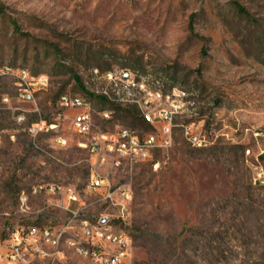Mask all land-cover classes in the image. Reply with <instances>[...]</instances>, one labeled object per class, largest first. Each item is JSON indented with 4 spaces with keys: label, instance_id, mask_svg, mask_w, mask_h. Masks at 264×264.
Segmentation results:
<instances>
[{
    "label": "rangeland",
    "instance_id": "rangeland-1",
    "mask_svg": "<svg viewBox=\"0 0 264 264\" xmlns=\"http://www.w3.org/2000/svg\"><path fill=\"white\" fill-rule=\"evenodd\" d=\"M93 67L163 72L174 82L164 89L194 101L193 117L177 122L195 120L210 141L196 147L178 126L152 160L104 164L113 183L131 186L126 222L86 192L90 155L71 128L74 111L57 104L78 94L96 111L115 108L110 120L95 114L94 132L146 131L81 88ZM30 78L47 82L24 101ZM42 120L57 126L31 134ZM51 183L79 191L76 215L59 195L33 192ZM101 214L132 239L124 264H264V0H0V231L66 228L63 254L31 264H96L66 239Z\"/></svg>",
    "mask_w": 264,
    "mask_h": 264
},
{
    "label": "built area",
    "instance_id": "built-area-1",
    "mask_svg": "<svg viewBox=\"0 0 264 264\" xmlns=\"http://www.w3.org/2000/svg\"><path fill=\"white\" fill-rule=\"evenodd\" d=\"M28 78L27 73H23ZM26 87L20 93L24 101L34 99L30 86L45 85L47 80L30 78ZM84 89L90 95L102 97L114 107L135 106L142 119L151 129L138 131L136 128L120 126L115 132H94V116L97 113L105 120H110L115 114H107L106 107L96 111L94 105H83L72 100L66 94V99H58L57 104L64 109L74 111L71 119L72 130L83 139L77 144L88 150L90 155L89 179L86 192H94L117 210L116 218L124 222L130 215L132 189L126 183H113L101 173V167L112 160L120 162H136L152 160L157 151L168 149L174 142L175 128L180 126L184 137L196 147H206L210 141L202 134L195 120L179 124V117H193L192 103L185 94L174 91L173 88L158 89L137 82L134 77H122L112 69H90V81L84 84ZM23 119V116L20 117ZM57 124L42 120L32 123L28 130L31 134L54 129ZM133 136H140V143H133ZM59 146H66L68 138L57 135L54 139ZM114 158V159H113ZM262 173L259 174V177ZM258 177H255L256 181ZM44 190L51 195H59L67 203L66 208L75 215L78 210L69 206L71 203H81L79 191L71 185L51 183L43 187L33 188V192ZM28 195H20V203L25 206ZM105 217V229L97 230V222ZM81 231L66 239V244H78L82 256H87L97 264H124L131 254L132 239L128 234L116 230L109 214H101L96 220L80 219ZM66 228L35 225V229H27V225H16L6 231H0V261L11 264H31L36 260H54L63 254L62 237Z\"/></svg>",
    "mask_w": 264,
    "mask_h": 264
},
{
    "label": "bare ground",
    "instance_id": "bare-ground-1",
    "mask_svg": "<svg viewBox=\"0 0 264 264\" xmlns=\"http://www.w3.org/2000/svg\"><path fill=\"white\" fill-rule=\"evenodd\" d=\"M94 68H98V67H94ZM116 71L122 77H134L137 79V82L146 83V86H152L153 88L164 89L166 85L174 84L173 80L170 79L169 76L165 75L163 72L154 71L151 68H147L144 71L133 70L130 68H122V69L118 68ZM174 91L180 94H185L186 97V93L184 91H181L179 89L178 90L174 89ZM69 95H71L72 100L75 102H78L83 105H91V102L87 98L81 95L78 94H74V95L69 94ZM59 99H66V94H62L59 97ZM189 103H192V108H193L194 101L189 100ZM106 113L111 114L110 111L107 110ZM133 143H140V136H133ZM27 229H35V226H27ZM104 229H105V222H97V230H104ZM69 245L73 247L79 254L82 255V249L79 248L78 244H69Z\"/></svg>",
    "mask_w": 264,
    "mask_h": 264
},
{
    "label": "trees",
    "instance_id": "trees-1",
    "mask_svg": "<svg viewBox=\"0 0 264 264\" xmlns=\"http://www.w3.org/2000/svg\"><path fill=\"white\" fill-rule=\"evenodd\" d=\"M238 9L240 10L241 13H244L245 12V9L242 8L241 6L237 5ZM99 68V67H98ZM78 81H79V85L81 86L82 89H84V85L83 83L81 82V80L78 78ZM86 92V91H85ZM88 93V92H87ZM89 94V93H88ZM90 95V94H89ZM92 97H95L97 99H99L101 102H104V103H109L106 99L102 98V97H96V96H93V95H90ZM133 107V106H132ZM135 108V107H134ZM118 109L120 110H123L125 112V115L131 120L132 122V125L133 126H137L139 124L143 125V129L144 130H150L151 127L150 125H148L143 119L142 117L139 115V111L138 109L135 108L132 109L130 108V106L128 107H121V106H118ZM114 110V114H116V110L115 108L113 109Z\"/></svg>",
    "mask_w": 264,
    "mask_h": 264
},
{
    "label": "water",
    "instance_id": "water-1",
    "mask_svg": "<svg viewBox=\"0 0 264 264\" xmlns=\"http://www.w3.org/2000/svg\"><path fill=\"white\" fill-rule=\"evenodd\" d=\"M105 220H106V218H105V217H103V218L101 219V222H105Z\"/></svg>",
    "mask_w": 264,
    "mask_h": 264
}]
</instances>
